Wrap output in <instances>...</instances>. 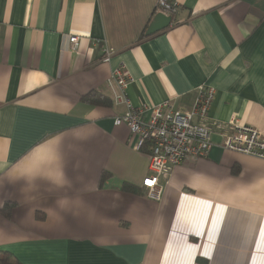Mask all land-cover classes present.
<instances>
[{"label": "crops", "instance_id": "crops-1", "mask_svg": "<svg viewBox=\"0 0 264 264\" xmlns=\"http://www.w3.org/2000/svg\"><path fill=\"white\" fill-rule=\"evenodd\" d=\"M169 1L170 25L145 36L157 0H0V251L20 264H264V158L222 148L232 118L264 134V0ZM120 65L133 106L215 89L212 148L160 201L141 187L148 151L114 124Z\"/></svg>", "mask_w": 264, "mask_h": 264}, {"label": "built area", "instance_id": "built-area-1", "mask_svg": "<svg viewBox=\"0 0 264 264\" xmlns=\"http://www.w3.org/2000/svg\"><path fill=\"white\" fill-rule=\"evenodd\" d=\"M154 10L172 16L176 5L169 0H157ZM78 39V36L70 35L71 51L77 50ZM111 55V51L104 48L101 60L108 62ZM112 79L122 92L131 81L123 65L114 70ZM214 94V87H201L193 106L188 109L175 108L170 101L153 107L133 106L124 99V92L115 97L117 103L125 102L126 111L114 118V124H124L128 128L130 144L135 150H141L146 144L149 149V173L141 181V187L148 198L161 200L162 182L168 183L175 166L209 154L212 141L206 121ZM146 111L150 112L147 118L144 116ZM229 125L230 131L223 137L222 148L264 158V134L260 130L234 118L229 120Z\"/></svg>", "mask_w": 264, "mask_h": 264}, {"label": "trees", "instance_id": "trees-1", "mask_svg": "<svg viewBox=\"0 0 264 264\" xmlns=\"http://www.w3.org/2000/svg\"><path fill=\"white\" fill-rule=\"evenodd\" d=\"M84 100L89 101L92 104L101 105V106H109L110 105V99L104 95L100 94L99 92H90L83 96ZM145 150L148 151L147 144L144 146ZM122 188L125 191L130 192H138V187L131 185L129 183H123ZM146 195V194H145ZM0 264H20L19 261L12 256L8 251H0Z\"/></svg>", "mask_w": 264, "mask_h": 264}, {"label": "water", "instance_id": "water-1", "mask_svg": "<svg viewBox=\"0 0 264 264\" xmlns=\"http://www.w3.org/2000/svg\"><path fill=\"white\" fill-rule=\"evenodd\" d=\"M172 22V16L166 15L162 12H158L152 21L148 24L144 35L149 36L152 35L158 31L163 30L164 28L168 27L170 23Z\"/></svg>", "mask_w": 264, "mask_h": 264}]
</instances>
